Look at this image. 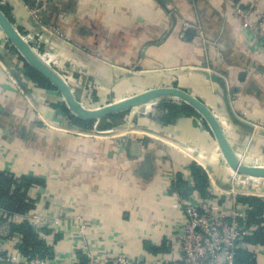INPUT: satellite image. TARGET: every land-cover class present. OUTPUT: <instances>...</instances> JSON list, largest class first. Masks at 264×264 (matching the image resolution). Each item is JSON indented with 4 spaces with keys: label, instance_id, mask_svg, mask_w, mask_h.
<instances>
[{
    "label": "crops",
    "instance_id": "obj_1",
    "mask_svg": "<svg viewBox=\"0 0 264 264\" xmlns=\"http://www.w3.org/2000/svg\"><path fill=\"white\" fill-rule=\"evenodd\" d=\"M30 4L0 0L25 42L47 55L43 62L71 74L78 92L68 85L81 104L179 88L213 112L239 162L264 168V43L235 10L264 13V0H53L40 20ZM28 72L0 28V178L38 180L26 191L30 211L63 218L38 237L54 264L80 263L78 216L97 257L141 263L178 259L181 198L213 199L247 220L249 205L217 187L233 173L218 167L222 151L199 113L166 123L148 109L129 117L125 131L119 125L110 134L88 133L70 126L61 94L41 88ZM194 164L208 177L204 193L193 181ZM26 225L23 214L0 217L6 251L15 240L24 243ZM241 248L264 264L263 246ZM19 261L17 255L9 264Z\"/></svg>",
    "mask_w": 264,
    "mask_h": 264
},
{
    "label": "built area",
    "instance_id": "obj_2",
    "mask_svg": "<svg viewBox=\"0 0 264 264\" xmlns=\"http://www.w3.org/2000/svg\"><path fill=\"white\" fill-rule=\"evenodd\" d=\"M52 1L31 0L30 14L33 19L40 20L41 16L49 9ZM235 10L238 15L244 17L243 27L249 29L255 38L263 44L264 13L243 9L239 6ZM251 18L253 19L251 20ZM33 51L42 61L48 63L46 54L40 53L38 48L33 49ZM58 74L67 83L71 81V74ZM232 177L243 178L247 181L253 179L248 176H240L235 172H233ZM229 193L238 195L236 192ZM180 203L184 210L185 219L183 225L175 234L179 252V257L176 260H166L162 257L158 261L141 263L128 257H117L106 260L99 258L94 254L86 241L88 226L85 219L81 216L77 217L79 238H75L74 240V250L80 252L86 258L87 264H236L237 250L241 248L245 238L255 232L260 226L264 227V222L260 225L255 222L248 223V218L241 222V216H239L237 210L231 214H227L226 210L223 207L221 208L218 202H215L213 199L198 202L193 198H181ZM248 208L250 210V206ZM3 214L18 213H10L0 206V217ZM257 218L264 221V215ZM62 219V217H47L32 213L31 211L23 214V220L33 229L38 237L43 236L47 228L60 225ZM7 241V239L4 241L0 239V264L13 262L17 255L20 256V264H54L51 256L36 252L32 254L25 253L23 243L20 241L15 240L14 248L6 251ZM29 251L31 252L32 249H29Z\"/></svg>",
    "mask_w": 264,
    "mask_h": 264
},
{
    "label": "water",
    "instance_id": "obj_3",
    "mask_svg": "<svg viewBox=\"0 0 264 264\" xmlns=\"http://www.w3.org/2000/svg\"><path fill=\"white\" fill-rule=\"evenodd\" d=\"M0 28L6 34L12 45L19 51L26 63L40 75L45 77L64 96L68 109L77 117L83 120H100L104 117L117 115L131 111L136 107L149 105L151 101L161 97H176L185 104L193 107L205 120L222 151L223 158L229 167L237 174L252 178H264V168L246 166L236 158L225 134L213 112L199 99L190 95L184 90L175 87H161L149 90L142 94L114 102L98 109H88L76 98L71 87L62 77L48 67L25 42L19 30L9 20L6 14L0 9Z\"/></svg>",
    "mask_w": 264,
    "mask_h": 264
},
{
    "label": "trees",
    "instance_id": "obj_4",
    "mask_svg": "<svg viewBox=\"0 0 264 264\" xmlns=\"http://www.w3.org/2000/svg\"><path fill=\"white\" fill-rule=\"evenodd\" d=\"M0 9L9 18L6 10L2 6H0ZM27 67L29 71L28 72L29 76L41 88H44L49 91L58 92L57 89L50 83L49 80H47L45 77H43L38 72H36L28 64H27ZM150 107L151 105L146 108H142V110L133 109L131 110L130 117L135 116L138 112L148 110L150 109ZM64 109L66 110V108ZM181 113L185 115L198 114V112L193 107L185 103L181 105L173 104V105L165 107V114L163 118L165 119V122L168 123L169 121L176 118ZM117 115H122V114H117ZM76 122H77L76 123L77 125L84 127L86 129L90 128V125L94 123L93 120L87 121L81 118H76ZM192 178L196 184L197 189L204 193L207 188L208 177L203 172V169L196 164L193 165ZM37 182L39 181L36 179L23 177L20 180V184H19L18 180H14L13 178H9L6 176H1L0 178V206L5 208L10 213L24 214L30 211L32 208V204L31 202L27 200L26 191L29 187H31L33 184ZM13 187H15V189H14V193L11 195V191ZM239 198L250 206V210L248 213V223L255 222L256 224H259V225L262 224L264 221L258 220L257 217L264 215V199L255 197V196H250V197L239 196ZM23 234H24L23 249L25 253L32 254L36 252L38 254L43 253L44 255L51 256V253L49 250L40 251L41 245H40V242L38 241L39 238L29 225H26L25 227H23ZM244 242L247 245H254V246L260 245L264 247V227L260 226L255 232L248 235L245 238ZM29 249H32V251L30 252ZM251 255L252 253H250L248 248H239L236 253L235 263L236 264H255V262H253L251 259L252 258ZM79 264H87V260L84 256H82V259Z\"/></svg>",
    "mask_w": 264,
    "mask_h": 264
},
{
    "label": "rangeland",
    "instance_id": "obj_5",
    "mask_svg": "<svg viewBox=\"0 0 264 264\" xmlns=\"http://www.w3.org/2000/svg\"><path fill=\"white\" fill-rule=\"evenodd\" d=\"M51 69L54 71H57V73L62 74L60 70H56L55 68H51ZM65 75H68V72L65 73ZM70 85L72 88H74L78 92L77 87L72 85V78L70 81ZM91 96L92 95H89V97H91ZM61 97L63 100V102L61 104L64 108H66V111H67L69 118L71 120L70 126L74 127V125H72V123H74V124L77 123L76 122L77 117L68 109V106H67V103H66L64 96L61 95ZM173 104L181 105V104H184V102L181 99L176 98V97H161V98L156 99L154 101H151V103H149V105H151V107H150V111L147 113L150 114L152 111H154L159 116H164L165 107L173 105ZM82 105L88 109H98V108L103 107V106L89 107V106H86V104H82ZM106 105H109V104H105L104 106H106ZM130 113H131V111H126L124 113H121L122 115H112V116L104 117L100 120H95V121L93 120L94 123H92L90 125V128H88L86 130L88 133L89 132L95 133V130H96V132H98V134H110V133H112L113 129H115L119 125H122L123 123H125L128 120V118L130 117ZM142 115H145V114L139 113L137 116H142ZM113 116H115V117H113ZM223 164L232 173L234 172L229 167V165L227 164V162L225 160L221 161L220 164H218V167L220 168V170H221ZM240 176H242V175H240ZM217 187L225 193L236 192L239 196L240 195L244 196V197L255 196V197H259V198L264 199V178H253L250 181H247L243 178H234V177L230 176V179L226 184L217 185Z\"/></svg>",
    "mask_w": 264,
    "mask_h": 264
},
{
    "label": "bare ground",
    "instance_id": "obj_6",
    "mask_svg": "<svg viewBox=\"0 0 264 264\" xmlns=\"http://www.w3.org/2000/svg\"><path fill=\"white\" fill-rule=\"evenodd\" d=\"M148 106H150V105H145V106H142V107H136V108H134V109H138V110H140V109H142V108H145V107H148ZM133 110V109H132ZM129 123V122H128ZM127 123V124H128ZM127 124H124V125H122V126H120V127H118L120 130H123V131H125L126 129H124V126L126 127L127 126ZM117 130V129H116Z\"/></svg>",
    "mask_w": 264,
    "mask_h": 264
}]
</instances>
